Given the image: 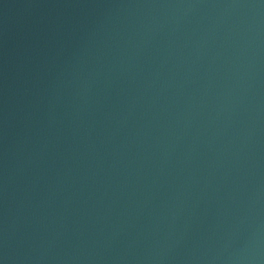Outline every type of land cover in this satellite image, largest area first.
Here are the masks:
<instances>
[{
  "label": "water",
  "instance_id": "obj_1",
  "mask_svg": "<svg viewBox=\"0 0 264 264\" xmlns=\"http://www.w3.org/2000/svg\"><path fill=\"white\" fill-rule=\"evenodd\" d=\"M224 264H264V226Z\"/></svg>",
  "mask_w": 264,
  "mask_h": 264
}]
</instances>
